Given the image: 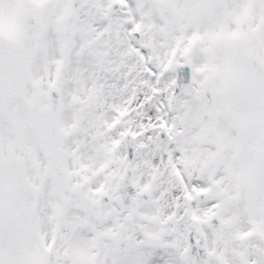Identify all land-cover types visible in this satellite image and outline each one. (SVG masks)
<instances>
[{"label": "snow or ice", "instance_id": "6c2138e0", "mask_svg": "<svg viewBox=\"0 0 264 264\" xmlns=\"http://www.w3.org/2000/svg\"><path fill=\"white\" fill-rule=\"evenodd\" d=\"M0 264H264V0H0Z\"/></svg>", "mask_w": 264, "mask_h": 264}]
</instances>
